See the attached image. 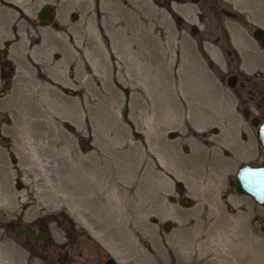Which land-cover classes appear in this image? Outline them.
<instances>
[{"label": "rangeland", "instance_id": "rangeland-1", "mask_svg": "<svg viewBox=\"0 0 264 264\" xmlns=\"http://www.w3.org/2000/svg\"><path fill=\"white\" fill-rule=\"evenodd\" d=\"M115 1L0 0V264H47L2 222L57 210L90 264H264V204L228 184L264 161L244 115L264 90V0ZM135 167L151 208L127 229L111 190Z\"/></svg>", "mask_w": 264, "mask_h": 264}, {"label": "flooded vegetation", "instance_id": "flooded-vegetation-1", "mask_svg": "<svg viewBox=\"0 0 264 264\" xmlns=\"http://www.w3.org/2000/svg\"><path fill=\"white\" fill-rule=\"evenodd\" d=\"M221 10L223 12H227L224 9ZM252 30H251V35H252ZM255 40L264 47V41H261L260 39H255ZM0 56H1V51H0ZM0 62H5V59L0 60ZM3 67L4 66L1 67L2 71L5 70ZM228 78H231L229 81H232V84H228ZM259 78L262 77L259 76ZM5 79L9 80V78H6L5 76L2 80V83ZM248 80H249L248 76H245L242 81L238 80V75L231 71H229L225 76V83L227 84L228 87H234L236 83L242 86L243 82ZM262 92L263 94H259V99L254 103L258 111L256 110L255 112L252 113H250L248 110L244 111V115L248 117V122L252 116L257 117L258 119L257 124H259L262 120H264V110H262L260 106L262 102H264V90L258 91V93H262ZM252 95H255V92H247L245 94V98L251 99ZM6 221L11 223H17L22 227H29L33 232L35 233L40 232L43 234L46 240L45 242L41 238L25 237L23 234H16L22 236V238L25 241V244L29 243V245L26 244V246H28L27 248L29 249V251L33 253L43 263L90 264V260L93 258L91 252H86V254L82 257V251L80 250V248L83 244V240L86 238V235L84 234L81 228H78V226L74 224L73 220L68 216V214H66L61 210L43 211V213L38 214L34 216L32 219H30V222L27 224L20 223L19 221L14 219L4 220L2 222V225L5 228H7L9 231H11L4 224ZM107 257L109 256L105 255V257L103 258L100 264H103L104 260ZM114 264H116V262Z\"/></svg>", "mask_w": 264, "mask_h": 264}, {"label": "water", "instance_id": "water-1", "mask_svg": "<svg viewBox=\"0 0 264 264\" xmlns=\"http://www.w3.org/2000/svg\"><path fill=\"white\" fill-rule=\"evenodd\" d=\"M191 2H196L198 0H190ZM55 17V11L48 5L41 6L36 14V18L39 22L43 24H50ZM252 35L255 39H260L264 41V29L262 27L256 26L252 30ZM4 56H0V60H4ZM4 68V67H3ZM228 84H232L229 81ZM9 80L5 79L2 83L3 87H7ZM249 123L255 128V136L258 143L260 144L262 150L264 151V120L259 124L256 116H252L249 119ZM228 183L233 185V190L236 193H244L249 195L258 204H264V161L258 164H253L251 162H244L239 165L233 177L228 179ZM11 231L15 234H23L25 237L41 238L46 241L43 234L40 232H33L29 227H22L17 223L5 222L4 223ZM171 226V221L165 219L162 221L161 227L163 231H168ZM115 261L112 257H107L103 264H114Z\"/></svg>", "mask_w": 264, "mask_h": 264}, {"label": "bare ground", "instance_id": "bare-ground-1", "mask_svg": "<svg viewBox=\"0 0 264 264\" xmlns=\"http://www.w3.org/2000/svg\"><path fill=\"white\" fill-rule=\"evenodd\" d=\"M115 1V0H114ZM117 1V0H116ZM115 1V3H116ZM12 2V1H11ZM111 2V1H110ZM107 3V2H106ZM115 4L114 2H112ZM1 4V3H0ZM5 7V6H4ZM3 10V9H2ZM15 14V12H13ZM14 18V17H13ZM145 168L135 167L131 174V178L126 184H116L114 186L111 185V187H114L112 191V200L115 206H118L117 214L119 215V218L122 221V224L125 228L130 229V222H134V219H138V215L140 214L141 210H146L151 208L150 207V200L147 197L146 193V178H145ZM139 174L141 175V178H138ZM214 175V174H213ZM107 175L105 174L103 177V182L106 181ZM130 176V175H129ZM106 183V182H105ZM160 183V182H159ZM104 185V183H102ZM109 184V183H108ZM112 184V183H111ZM162 184V182H161ZM106 185V184H105ZM160 186V184H159ZM163 186V185H162ZM110 189V188H109ZM159 189V188H158ZM106 191V190H105ZM105 193V192H104ZM111 193V192H109ZM108 194V193H107ZM109 196V197H110ZM110 197V198H111ZM108 198V197H107ZM110 198L108 200H110ZM106 200V199H105ZM109 203V202H108ZM109 206V205H108ZM117 210V208H115ZM115 211V210H114ZM139 213V214H138ZM116 215V212L113 216ZM118 215H116L118 217ZM143 219V218H142ZM144 220V219H143ZM139 221V220H138ZM242 221V219H241ZM189 222V220H188ZM121 223V222H120ZM139 222H137L138 224ZM136 224V223H135ZM134 224V225H135ZM134 229V228H133ZM93 235L104 245L108 246L107 243L104 241V239L98 235L97 233H94L92 231ZM222 233V232H221ZM223 234V233H222ZM217 235V234H216ZM241 235V234H240ZM214 237V236H213ZM235 237H240L236 236ZM195 237L193 236V239ZM222 238V237H221ZM217 240V239H216ZM241 240V239H240ZM214 242V241H212ZM193 243V242H192ZM230 243V242H229ZM247 243V242H246ZM245 243V244H246ZM217 244V243H216ZM222 244V243H221ZM241 244V243H240ZM244 246V245H243ZM109 247V246H108ZM215 247V246H214ZM246 249V248H245ZM241 250V249H240ZM239 251V249H238ZM221 252V251H220ZM240 253V252H239ZM249 254V253H248ZM249 259V258H248ZM239 260V259H238ZM260 260V259H259Z\"/></svg>", "mask_w": 264, "mask_h": 264}]
</instances>
